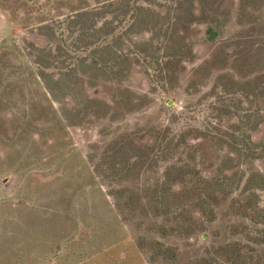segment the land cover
<instances>
[{
  "label": "rangeland",
  "instance_id": "rangeland-1",
  "mask_svg": "<svg viewBox=\"0 0 264 264\" xmlns=\"http://www.w3.org/2000/svg\"><path fill=\"white\" fill-rule=\"evenodd\" d=\"M156 127L205 174L231 148L261 149L264 173V0H0V264H191L205 237L152 259L151 214L120 218L106 196L105 155L137 162ZM216 212L212 244L256 226L230 198Z\"/></svg>",
  "mask_w": 264,
  "mask_h": 264
},
{
  "label": "trees",
  "instance_id": "trees-1",
  "mask_svg": "<svg viewBox=\"0 0 264 264\" xmlns=\"http://www.w3.org/2000/svg\"><path fill=\"white\" fill-rule=\"evenodd\" d=\"M217 36L218 32L211 28L208 38L215 39ZM184 48L185 46H182L181 51ZM155 129L146 134L148 137L146 151L137 162L130 163L125 158L113 161L107 154L105 157L113 164L106 165L101 170V176L109 180L105 188L109 191L106 192V196L120 218L123 217L122 209H125V215L129 217L135 214L137 208L144 216L148 217L151 214L150 231L156 237L143 236L147 240L148 249H152L147 250L146 255L152 259L162 256L165 261L171 257L177 259L183 248L199 246V238L205 237L206 243L201 253L191 261V264H261V260L255 258L259 254L254 255V248L251 254L247 253L246 246L249 248L264 244V225H259V219L262 217L259 212L264 213V210L260 208V211H256L259 205V191H264V173L259 169L249 171V164L254 155H260L262 150L231 148L225 157L221 154L220 162L215 168L213 165L211 168L205 167L209 170V174H205L194 165L196 159L193 161V157L196 158L197 153L189 138H184V142L175 143L169 133H166L168 131H159V127ZM130 136L135 146L139 137ZM117 153H120V150ZM107 162H103L102 165ZM161 162L165 163L162 172L152 174L150 171L155 167L159 169ZM131 170L143 171L145 174L146 184L136 193L128 192L134 189L131 185L127 191H121V188L117 187L119 184L117 180L126 179L125 176H128ZM124 173L126 175H123ZM138 175L140 174L134 176ZM229 198L235 209L240 210L245 218L255 223V230L243 222L241 228L234 230V236L230 240L212 244L207 231L209 225L217 220L216 206ZM186 200L188 206L185 204ZM197 214L200 217L194 216ZM169 237L176 239L179 237L183 245L168 244L165 239ZM126 253L127 260L133 259L132 251Z\"/></svg>",
  "mask_w": 264,
  "mask_h": 264
}]
</instances>
